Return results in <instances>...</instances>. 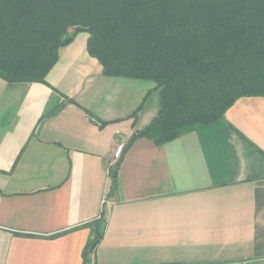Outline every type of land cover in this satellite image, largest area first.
<instances>
[{"label": "crops", "instance_id": "1", "mask_svg": "<svg viewBox=\"0 0 264 264\" xmlns=\"http://www.w3.org/2000/svg\"><path fill=\"white\" fill-rule=\"evenodd\" d=\"M87 38L44 83L0 78V264H82L102 215L89 264H264V96L157 145L133 137L155 83L103 75Z\"/></svg>", "mask_w": 264, "mask_h": 264}, {"label": "trees", "instance_id": "2", "mask_svg": "<svg viewBox=\"0 0 264 264\" xmlns=\"http://www.w3.org/2000/svg\"><path fill=\"white\" fill-rule=\"evenodd\" d=\"M80 32L103 75L155 83L158 112L133 137L159 145L264 96V0H0V78L44 83Z\"/></svg>", "mask_w": 264, "mask_h": 264}, {"label": "built area", "instance_id": "3", "mask_svg": "<svg viewBox=\"0 0 264 264\" xmlns=\"http://www.w3.org/2000/svg\"><path fill=\"white\" fill-rule=\"evenodd\" d=\"M123 147H124V144L123 143H120L118 144L113 153H112V162H111V165H114V163L116 162V160L120 157V155L122 154V151H123Z\"/></svg>", "mask_w": 264, "mask_h": 264}, {"label": "water", "instance_id": "4", "mask_svg": "<svg viewBox=\"0 0 264 264\" xmlns=\"http://www.w3.org/2000/svg\"><path fill=\"white\" fill-rule=\"evenodd\" d=\"M42 125H43V121L40 122V124H39V126H38V128H37V133L40 132V130H41V128H42ZM115 172H116V169H115V168H112V169H111V174H112V175H115Z\"/></svg>", "mask_w": 264, "mask_h": 264}]
</instances>
